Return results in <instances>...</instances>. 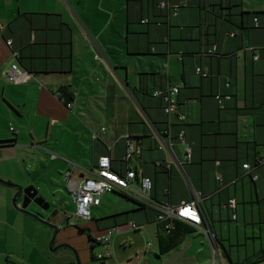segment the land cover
Segmentation results:
<instances>
[{
    "label": "crops",
    "instance_id": "crops-1",
    "mask_svg": "<svg viewBox=\"0 0 264 264\" xmlns=\"http://www.w3.org/2000/svg\"><path fill=\"white\" fill-rule=\"evenodd\" d=\"M0 26V179L9 183L0 184V264H24L26 243L33 247L32 221L12 204L16 186L34 183L44 158L71 165L73 179H89L101 156L120 175L128 166L150 178L157 204L189 202L191 190L199 195L216 245L212 260L211 240L184 230L168 249L155 211L115 193L125 205L114 202L87 223L92 234L120 231L106 264H221L220 251L233 264L232 246L235 264L264 260V162L257 164L264 152V0H0ZM12 64L30 77L8 82L3 71ZM174 85L182 122L151 96ZM54 89L70 93V109ZM68 128L80 140L75 150L61 137ZM167 128L171 154L157 149ZM125 136L141 146L128 165L121 161ZM99 206L100 198L92 208ZM131 222L139 228L130 230ZM248 226L256 231L252 250L240 255Z\"/></svg>",
    "mask_w": 264,
    "mask_h": 264
},
{
    "label": "built area",
    "instance_id": "built-area-1",
    "mask_svg": "<svg viewBox=\"0 0 264 264\" xmlns=\"http://www.w3.org/2000/svg\"><path fill=\"white\" fill-rule=\"evenodd\" d=\"M158 8L163 9L167 8L175 11L176 7H171L168 3L159 2ZM2 27L0 26V32ZM6 45L9 47L11 41H6ZM13 56H16L13 54ZM95 59H98L95 56ZM6 79L10 83H19L26 80L30 77L28 72L20 70L16 64L10 65L7 69L3 71ZM196 73L201 76H206V73L202 72L200 68L196 69ZM179 87L169 86L162 90H155L152 93L153 97H158L162 100L163 106L162 110L167 117L175 114L179 122L184 120L183 115L177 113V95ZM56 95V94H55ZM60 101L64 103V99L61 98ZM65 106L70 109L71 104L65 103ZM12 130V129H11ZM103 132V128L100 129ZM184 130L179 129L176 140L179 143L184 144ZM163 136L166 140L160 139L158 143V150H163L171 154L172 152V136L169 128L165 129ZM127 141L125 153L121 158L123 163L128 165L129 162L134 161V159L141 153V146L137 143H134L128 136H125ZM264 150V147H263ZM184 159L185 162H189L191 150L188 146H184ZM264 162V152L262 156L257 158V164ZM243 169L247 172L250 171V166L244 164ZM256 177H253V180ZM219 180V177H217ZM63 181L65 183L66 189L72 199V202L75 205V217L80 218L81 220L90 219V208L97 207L99 205V198L102 194L105 193H118L121 196L133 201L135 204L140 207L150 208L155 211V221L163 224L166 230H169L173 227V221H180L188 224L194 230L205 235L209 240H211L212 246V260L215 257L216 245L213 241L212 236L210 235L208 229L204 228L203 220L199 215V200L200 197L195 192L191 190L193 195L192 200L189 202H184L176 206L157 204L153 201L151 197L152 182L150 178L141 176L137 171L126 168L124 175H120L117 172L113 171L111 168V160L108 156H101L98 158L93 171V175L89 179L76 180L71 178L70 171H67L63 175ZM188 186L190 183L185 179ZM234 201L229 200L228 206L233 207ZM187 212V215L185 214ZM130 230L134 231L139 228L138 225L131 222L128 224ZM117 226H110L106 228L103 232L95 234L92 237V245L102 246L105 251L104 254L94 255L98 261H104L111 256V251L109 249L110 242L113 236L119 233Z\"/></svg>",
    "mask_w": 264,
    "mask_h": 264
},
{
    "label": "rangeland",
    "instance_id": "rangeland-1",
    "mask_svg": "<svg viewBox=\"0 0 264 264\" xmlns=\"http://www.w3.org/2000/svg\"><path fill=\"white\" fill-rule=\"evenodd\" d=\"M68 130V133H62L61 137L66 142V148L68 150H75L74 144L75 142H80V140L74 138V133L69 128ZM37 153L40 155V152H37V150L34 152V155L38 156ZM32 165L35 166V162ZM70 167L71 165L61 160H52L50 158H44L42 163L38 164L39 171L37 178L34 180V183L29 186H33L36 189L38 195L49 204V209L44 211L33 202L29 203L25 209L26 214L32 221L30 238L33 247L31 244L26 243L28 250L26 251V261L24 260V264H99V261L92 259L91 256L107 252L102 246H90L92 243L88 240V235L90 233L92 234L93 231L90 232L87 223H89L90 220L96 221L103 218L105 214L110 212L114 202L125 205V200L114 192L105 193L100 196V206L90 209L89 220H81L75 217L76 208L63 181V175L66 173L67 168ZM17 198L19 207L22 203V196ZM29 208H35L37 211L31 213ZM53 211H56V214L51 217L50 214ZM35 214H38L43 219H48V224L57 229L53 244L51 245L52 248H56L55 251H52V248L49 246L54 230L35 219ZM66 218H68V223H65ZM79 228H82L83 231H80ZM240 230H242V228ZM253 233H256V231ZM253 233L248 226L246 235L248 239L245 240L247 243V250H245L244 246L239 247L240 255H244L245 251H247L248 254L251 253L252 240L250 237L253 236ZM93 235L95 234L93 233L92 236ZM239 242H242V237ZM258 244L259 242L256 240L254 244L256 250ZM230 250L232 253L231 258L233 259L231 261L235 264V247H230ZM109 261L110 260L107 259L104 263L106 264ZM220 261L221 264H231V262H229L230 260L227 259L221 251ZM255 264H264V260L258 261Z\"/></svg>",
    "mask_w": 264,
    "mask_h": 264
},
{
    "label": "water",
    "instance_id": "water-1",
    "mask_svg": "<svg viewBox=\"0 0 264 264\" xmlns=\"http://www.w3.org/2000/svg\"><path fill=\"white\" fill-rule=\"evenodd\" d=\"M0 184L9 185V183H7L6 181H3L2 179H0ZM16 189H17V191H16L14 198L12 200V204L17 211L26 214L25 209L29 205V203H31V202L37 204L44 211H47L49 209V204L47 202H45L38 195V192L36 191V189L33 186H27L25 188H21V187L16 186ZM19 196H22V203L18 207L15 205V200ZM137 206L140 207L139 205H137ZM55 214H56V211H53L50 214V216L52 217ZM34 217H35V219H37L41 223L49 226L50 228H52L54 230V234H53L52 239H51L50 244H49V246L51 247V245L53 244L57 229L54 226H51L48 224V219H43L38 214H35ZM204 222L208 225L207 221L204 220ZM65 223H68V218L65 219ZM55 250H56V248H52V251H55Z\"/></svg>",
    "mask_w": 264,
    "mask_h": 264
},
{
    "label": "trees",
    "instance_id": "trees-1",
    "mask_svg": "<svg viewBox=\"0 0 264 264\" xmlns=\"http://www.w3.org/2000/svg\"><path fill=\"white\" fill-rule=\"evenodd\" d=\"M158 3L159 1H157V8H158ZM155 91V90H153ZM153 91L151 92V96H152V93ZM53 92L57 95V97L59 99L63 98L64 99V104L65 103H69V100L71 98V95L70 93H68L65 89H54ZM4 142H0V144H3ZM123 197V196H122ZM125 198V197H124ZM158 225H159V231L165 236V238L163 237H160V241L162 243V241H167V247L168 249L171 248L175 243H176V236H180V233L183 232L184 230L186 232H189V230H194L191 226H189L188 224L184 223V222H180V221H176L174 220L173 221V227L169 230H166L163 226V224L159 223L158 222ZM80 231H83L82 228H79ZM88 240L91 242L92 241V237L91 235L89 234L88 235ZM91 247H93V245L90 244ZM167 247H165L163 245V248L160 250V253H164L166 250H167ZM92 259L98 261L94 255L91 256ZM100 264H102V261H99Z\"/></svg>",
    "mask_w": 264,
    "mask_h": 264
},
{
    "label": "snow or ice",
    "instance_id": "snow-or-ice-1",
    "mask_svg": "<svg viewBox=\"0 0 264 264\" xmlns=\"http://www.w3.org/2000/svg\"><path fill=\"white\" fill-rule=\"evenodd\" d=\"M185 214L187 215V212Z\"/></svg>",
    "mask_w": 264,
    "mask_h": 264
}]
</instances>
